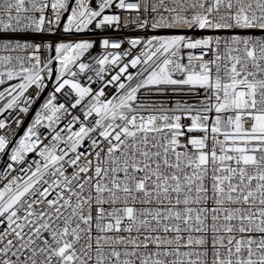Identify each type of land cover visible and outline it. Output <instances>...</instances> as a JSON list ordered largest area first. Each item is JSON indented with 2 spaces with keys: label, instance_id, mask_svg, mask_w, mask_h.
I'll use <instances>...</instances> for the list:
<instances>
[{
  "label": "snow or ice",
  "instance_id": "snow-or-ice-1",
  "mask_svg": "<svg viewBox=\"0 0 264 264\" xmlns=\"http://www.w3.org/2000/svg\"><path fill=\"white\" fill-rule=\"evenodd\" d=\"M0 264H264V0H0Z\"/></svg>",
  "mask_w": 264,
  "mask_h": 264
}]
</instances>
